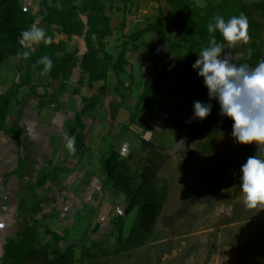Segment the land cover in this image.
Instances as JSON below:
<instances>
[{
    "label": "rangeland",
    "instance_id": "374dc122",
    "mask_svg": "<svg viewBox=\"0 0 264 264\" xmlns=\"http://www.w3.org/2000/svg\"><path fill=\"white\" fill-rule=\"evenodd\" d=\"M103 1L113 29L104 42L108 45L107 51L115 57L121 39L123 3L118 0ZM19 2L36 12L38 0ZM195 2L199 7L204 5L203 0ZM169 11L166 0H135L126 30L131 32L143 28ZM254 16L264 24V9L256 11ZM139 42V50L130 60H140L149 65L151 71V60L155 58L158 68L169 70L172 75L188 57L186 48L177 41L172 31L163 44L158 42L154 33H145ZM258 42L264 56V29ZM81 43L79 39L75 45ZM151 49L156 51L155 55ZM253 50L251 40H248L228 48L227 55L237 64L239 60L249 59ZM12 66L13 60L8 61L3 68L0 67V72ZM143 73L146 76L147 69ZM176 73L171 78L174 85ZM76 76L78 74L72 83ZM1 81L0 75V93H3L11 84V79H4L3 84ZM19 92L23 96L33 93L27 88ZM173 101L177 108L171 118L167 117V113L164 114L166 118L163 115V134L152 133L146 139L152 141L149 147L143 145L139 138L135 149L125 156L129 173L135 176L137 182L147 155L162 153L168 156L156 181L157 189L163 187L164 200L154 230L142 247L129 250L120 248L118 229L114 224L126 206L123 196L114 193L107 198L102 190L95 197L79 194L88 176L82 174L80 178L76 177L75 168L84 173L79 163L83 158H91L90 148L80 149L83 140L75 147L77 140L74 139V151L66 152L69 164L64 165L65 157L62 156L49 162V153L43 149V144L38 145L30 135L16 131L14 125L17 118L12 114L10 126H6L17 133L18 140L14 134L6 135L0 130V264L5 244L17 239L31 223L35 224L40 234L46 228L58 233H63L65 227L71 228L68 244L73 247V262L69 264H264V209L246 208L241 193L235 196L233 190V175L240 173L242 165L239 161L255 155L256 145L234 142L230 136L232 121L218 115L217 103L209 101L203 80L195 70L186 89ZM194 101L211 103V112L203 120L191 119L188 122L192 117ZM56 102L61 104L59 99ZM73 121L74 118L67 123L66 131ZM205 145H208L206 151ZM100 156L96 161L89 162L86 171L90 175L99 174ZM73 159L75 161H71ZM47 172L51 173L39 187V178ZM38 202L41 211L32 220L31 210ZM92 209H96V215H88ZM134 216L135 210L125 218L122 216L124 236ZM44 242L55 247L50 236ZM85 249L91 256H86ZM113 251L117 253L106 255Z\"/></svg>",
    "mask_w": 264,
    "mask_h": 264
},
{
    "label": "trees",
    "instance_id": "16d2710c",
    "mask_svg": "<svg viewBox=\"0 0 264 264\" xmlns=\"http://www.w3.org/2000/svg\"><path fill=\"white\" fill-rule=\"evenodd\" d=\"M123 3V17L120 24L121 39L118 44V51L115 57L105 50L104 38L112 34L110 26V16L106 14L107 6L103 0H38L37 10H25L19 0H0V67L13 60L14 72L19 80L12 82L10 87L0 93V130L6 134H14L18 140L17 133L6 126L8 118V107L15 101L20 89L24 86L35 93L36 86L32 84L31 74L41 72L43 65L33 67V64L41 57L48 56L52 61V68L48 72L52 80H59L60 88L58 93L52 89L44 92L40 97L43 103H56L59 96L67 90V84L73 71L78 68L80 77L77 81L81 84L86 81L91 85L94 81L104 80L107 77L109 67L117 77L113 86L114 92L121 101L124 94L120 92L125 86L120 79L121 74L128 66L126 55L129 51H136L139 40L145 33H154L159 43H163L170 31L177 37V41L186 48L188 57L177 70V80L173 87H161L158 84L161 70L158 69L157 62L151 60L153 74L149 82L143 84V90L138 95L135 110L130 114L129 124L135 121L138 113H144L140 108V102L144 95H170L179 96L187 87L193 69L191 65L197 59V53L201 48L208 45L210 35L207 33L206 25L212 21L216 15L223 16L225 20L231 16H238L243 13L248 18V40L254 49L249 59L239 60L237 64H247L249 67L255 66L261 58L259 50V40L264 29V24L255 18L258 10L264 9V0H203L204 5L197 6L195 0H166L170 6L167 15L161 16L158 20L148 22L143 28L128 32L126 30L129 22L128 16L131 14V7L135 0H118ZM35 23L45 30V34L50 37V43L45 45L42 41L30 51L27 59L18 58V53L25 49L18 44V37L22 30L27 29ZM58 35H65L66 39H57ZM217 42L223 43L219 33L214 34ZM80 38L84 51L81 53L77 46L68 48V41L72 38ZM155 55V50H150ZM225 53L228 47L225 44ZM1 74V72H0ZM132 82V80H131ZM73 94H78L76 87ZM104 93L101 87L98 95L82 97L81 108L75 113L73 124L66 131V137H73L77 140L75 147L82 143L85 124L83 116L94 109L100 101V95ZM123 125L121 131L126 130L128 125ZM148 143V142H146ZM144 144L150 146V144ZM208 145H205V151ZM168 156L162 153H153L144 158L138 175L139 182L135 176L129 173L127 160L121 153L114 149L113 144L109 150L99 158L100 172L98 174L100 190L105 186L113 188L117 194L123 196L126 206L124 208V218L131 211L135 210L133 223L124 236L123 220L118 215L114 224L118 231V243L121 249L129 250L142 247L147 238L152 234L156 219L161 211L164 200L163 187L156 188L158 173L167 161ZM20 162V160L18 161ZM246 162V159L239 161ZM53 172V171H52ZM47 172L42 175L37 184L40 187L48 177ZM239 175H233L234 195L241 193L239 187ZM41 211L40 203L32 207V220ZM96 209H92L88 215L94 214ZM87 215V217H88ZM86 218V217H85ZM97 225L94 226V230ZM70 227H65L63 233L46 228L40 234L34 223L28 224L17 239L9 240L5 244L2 256V264H69L73 262V247L69 242ZM93 230V231H94ZM50 236L55 243L51 247L44 242ZM64 245V247H63ZM83 252L86 256H91L88 250ZM117 251L109 252L112 255Z\"/></svg>",
    "mask_w": 264,
    "mask_h": 264
},
{
    "label": "crops",
    "instance_id": "0c3cea01",
    "mask_svg": "<svg viewBox=\"0 0 264 264\" xmlns=\"http://www.w3.org/2000/svg\"><path fill=\"white\" fill-rule=\"evenodd\" d=\"M57 39L65 40L66 36L58 35ZM79 39L80 38L74 37L68 41V48L76 46L75 44L78 43ZM37 45L38 44L34 45L33 48ZM104 46L107 51L106 47L108 45L105 42ZM77 47L79 52L82 53L84 51L83 43L77 45ZM138 50L139 49L136 51H129L126 55L128 66L121 74L120 79L125 86L129 85V88H120V92L125 96L123 101H121L113 90L117 77L110 67L106 79L94 81L91 85H88L86 81H83L81 84L77 83L80 72L79 69L76 68L69 79L67 90L58 98L61 104L57 102L41 104V102L44 101L40 96L44 92L50 91V89L58 93L61 82L59 80H52L49 73L42 75L41 72H33L31 74V79L32 84L36 86L35 93L23 96L22 93L19 92L16 100L12 101L8 107L6 125L10 126L13 114L17 118V123L14 125L17 132L23 131L22 134L30 135L32 140L38 145L43 144V149L49 153V162L52 159L62 156V158L65 157L64 165H66L69 159L66 157V152L68 150L64 146L67 138L65 127L67 123L74 118L75 113L81 108V98L98 95L100 88L104 87V93L100 95L99 104L83 116L82 119L85 124L82 148L88 147L90 151H92L91 158H83L79 163V167L84 168V173H81L78 167H74L76 170L75 172H77L75 175L76 177L80 178L82 174L88 176L85 182H83V186L79 192L83 197L88 195L89 197H95L97 193L100 194L98 175H96V173L90 175L88 171H86L91 160L94 159V161H96L100 154L109 149L111 144H113L114 149L119 151L124 157L130 155L132 149H135V144L139 138L142 144L146 142H148L146 144H152L151 140L145 139L144 141L145 132L148 130L151 131V134H163V115L167 113V117L171 118L177 108L175 101H173V96L144 95L140 102V108H143L145 112L138 113L135 121L129 124L130 114L135 110L138 95L143 90V84L149 82L153 74L149 65L143 64L140 60H130V58L136 55ZM144 69H147L146 76L143 73ZM158 69L162 71L159 76L158 84L165 88L168 86L172 87V85L174 86V81L171 78L178 69L172 72V75L169 74V70ZM77 74L78 76H76L75 82L72 83V79ZM0 75L2 77L1 84L5 83L3 82L4 79H11V83L19 80L18 75L14 72V64L8 70L2 69ZM163 77H165L166 80ZM10 85H7L6 89H8ZM74 87L78 89V94L72 93ZM25 88L29 91V87L27 86L22 87L20 91H25ZM127 124H129L128 128L126 130L122 129L123 131H121V127ZM71 161L75 160L73 159ZM75 166H77V164ZM89 190L92 191L89 192ZM83 192L84 194H82ZM102 193L105 197L111 198V196H114V193L117 192L110 186H105ZM96 214L97 213H95V215Z\"/></svg>",
    "mask_w": 264,
    "mask_h": 264
},
{
    "label": "clouds",
    "instance_id": "9594fccd",
    "mask_svg": "<svg viewBox=\"0 0 264 264\" xmlns=\"http://www.w3.org/2000/svg\"><path fill=\"white\" fill-rule=\"evenodd\" d=\"M248 18L243 14L225 20L216 15L206 25L210 35L208 45L200 49L197 59L191 65L197 76L203 80L209 101L215 100L218 115L232 121L230 136L237 144L256 145V153L240 166L239 187L242 202L246 208L264 209V58L255 67L233 63L224 51L225 44L233 48L238 43H247ZM219 33L223 43L217 42ZM50 43V37L35 23L22 30L18 44L25 49L18 58L27 59L34 45ZM43 65L41 74L48 73L52 61L41 56L33 67ZM211 103L194 101L191 119L203 120L211 112ZM151 131H146L148 139ZM69 152L74 151V138L67 137L64 145Z\"/></svg>",
    "mask_w": 264,
    "mask_h": 264
},
{
    "label": "water",
    "instance_id": "95a60500",
    "mask_svg": "<svg viewBox=\"0 0 264 264\" xmlns=\"http://www.w3.org/2000/svg\"><path fill=\"white\" fill-rule=\"evenodd\" d=\"M25 10L27 11L28 8H25ZM80 149H82V146H80ZM121 216H124V212L120 213Z\"/></svg>",
    "mask_w": 264,
    "mask_h": 264
}]
</instances>
